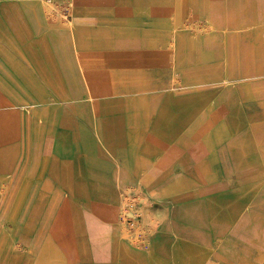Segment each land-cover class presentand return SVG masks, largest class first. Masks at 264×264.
Segmentation results:
<instances>
[{
  "label": "crops",
  "instance_id": "crops-1",
  "mask_svg": "<svg viewBox=\"0 0 264 264\" xmlns=\"http://www.w3.org/2000/svg\"><path fill=\"white\" fill-rule=\"evenodd\" d=\"M73 2L0 0V264H264V29L203 36L208 84L188 0Z\"/></svg>",
  "mask_w": 264,
  "mask_h": 264
},
{
  "label": "rangeland",
  "instance_id": "rangeland-1",
  "mask_svg": "<svg viewBox=\"0 0 264 264\" xmlns=\"http://www.w3.org/2000/svg\"><path fill=\"white\" fill-rule=\"evenodd\" d=\"M47 6L46 0H41ZM59 1V0H55ZM166 2V0H164ZM189 6L186 10H183L182 21L180 23V31L187 33L189 35L195 36V51L190 54V56L186 57L190 66L193 70L191 77L194 78L198 76L200 82L206 83H217L218 80L211 79L210 75L203 76L202 71H199L202 67L203 56L201 55L202 42L201 39L203 36L210 37L213 41L211 42V47L214 48L218 45V27L221 20L224 19H238L235 23L239 24L236 30L241 33H245L250 29H264V0H206V4L204 5L203 0H188ZM74 5V2L72 0ZM52 8V6H49ZM255 18L256 27L247 26V24H251L247 22ZM230 23V22H228ZM254 24V25H255ZM230 28L228 27L227 30ZM256 48L252 50L251 53L246 54L247 56L239 55L240 59H238V64L245 66L246 64L253 66H264V50H261L259 46L260 43H252ZM210 61L211 63H218V54L211 51L210 53ZM250 59V60H249ZM249 61V62H246ZM252 63V64H251ZM252 77L260 78L263 75H255ZM182 75L178 76L176 74L174 76L175 83H183ZM204 78L205 80H202Z\"/></svg>",
  "mask_w": 264,
  "mask_h": 264
},
{
  "label": "built area",
  "instance_id": "built-area-1",
  "mask_svg": "<svg viewBox=\"0 0 264 264\" xmlns=\"http://www.w3.org/2000/svg\"><path fill=\"white\" fill-rule=\"evenodd\" d=\"M46 3L50 7L51 11L61 18L65 22H70L72 17L73 3L70 0H46ZM131 205L129 201L125 202V209L122 213L121 223L123 225V230L126 232L127 236L131 238L136 244L145 246L149 244V236L151 234V229L153 225L147 222L144 214L141 210L130 208Z\"/></svg>",
  "mask_w": 264,
  "mask_h": 264
}]
</instances>
